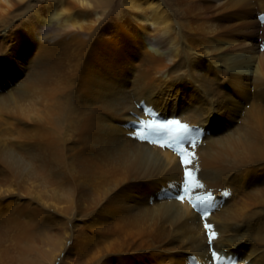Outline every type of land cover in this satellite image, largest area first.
Masks as SVG:
<instances>
[{"label":"bare ground","instance_id":"6f19581e","mask_svg":"<svg viewBox=\"0 0 264 264\" xmlns=\"http://www.w3.org/2000/svg\"><path fill=\"white\" fill-rule=\"evenodd\" d=\"M0 264H264V0H0Z\"/></svg>","mask_w":264,"mask_h":264},{"label":"snow or ice","instance_id":"6c2138e0","mask_svg":"<svg viewBox=\"0 0 264 264\" xmlns=\"http://www.w3.org/2000/svg\"><path fill=\"white\" fill-rule=\"evenodd\" d=\"M141 127L145 129L150 135H160L162 133L169 134L168 139L169 143H161L160 147H168L176 151L181 157L180 163L184 167V174L182 179V192L184 195H179L178 199L183 201L185 196H189L193 209L202 211L204 207L211 205V201L214 199L213 193L211 191L202 194L195 199H191L190 193L194 189H202L204 185L197 179V177L190 171L187 167L191 163L190 156L191 153H188L183 146V137L189 131V126L187 124H182L179 120H170L167 122L161 123H151V124H141ZM151 143H156V140L150 141ZM211 225L205 224V228H210ZM215 237V233H210L208 236V242L211 246L212 241ZM215 255V252H213Z\"/></svg>","mask_w":264,"mask_h":264},{"label":"rangeland","instance_id":"374dc122","mask_svg":"<svg viewBox=\"0 0 264 264\" xmlns=\"http://www.w3.org/2000/svg\"><path fill=\"white\" fill-rule=\"evenodd\" d=\"M257 40H259V37H257L255 41L258 42ZM253 89H254L253 86H250V90H253ZM37 102H41V103H42V101H40V100H38ZM37 104H39V103H37ZM140 129H141V128H140ZM141 130H143V129H141ZM145 139H146V138H143V137H142V140H140L139 142L142 141L141 143H145V144L149 145V144H148L149 140H145ZM145 141H146V142H145ZM147 141H148V142H147ZM155 148H157V147H155ZM160 170H161V168H160Z\"/></svg>","mask_w":264,"mask_h":264}]
</instances>
